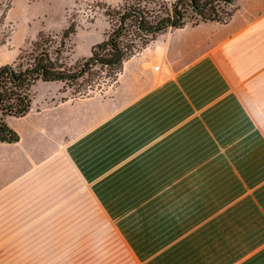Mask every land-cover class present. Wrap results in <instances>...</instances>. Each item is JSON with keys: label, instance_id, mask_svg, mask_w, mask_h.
I'll return each mask as SVG.
<instances>
[{"label": "crops", "instance_id": "obj_1", "mask_svg": "<svg viewBox=\"0 0 264 264\" xmlns=\"http://www.w3.org/2000/svg\"><path fill=\"white\" fill-rule=\"evenodd\" d=\"M232 9L159 35L109 96L32 87L0 143V264H264V0Z\"/></svg>", "mask_w": 264, "mask_h": 264}, {"label": "trees", "instance_id": "obj_2", "mask_svg": "<svg viewBox=\"0 0 264 264\" xmlns=\"http://www.w3.org/2000/svg\"><path fill=\"white\" fill-rule=\"evenodd\" d=\"M14 0H0V46L9 37L6 12ZM234 0H120L116 6L104 4L103 15L109 32L81 58L76 66L68 63L67 41L76 32L70 21L60 34L39 33L31 45L21 49L13 63L0 66V143L18 140L6 124L7 117L26 115L32 104V87L38 82L73 86L92 73L106 68L105 77L116 82L122 64L159 35L185 25L205 22L226 23L232 16Z\"/></svg>", "mask_w": 264, "mask_h": 264}, {"label": "rangeland", "instance_id": "obj_3", "mask_svg": "<svg viewBox=\"0 0 264 264\" xmlns=\"http://www.w3.org/2000/svg\"><path fill=\"white\" fill-rule=\"evenodd\" d=\"M119 3L120 0H14L6 12L4 27L10 29V33L6 43L0 46V66L13 63L20 50L31 45L39 33L60 34L70 21L76 24V32L67 41L68 63L76 66L109 32L103 15L104 4L116 6ZM105 75L106 68L96 66L90 75L71 87L58 82V90L71 98L109 96L115 82Z\"/></svg>", "mask_w": 264, "mask_h": 264}]
</instances>
